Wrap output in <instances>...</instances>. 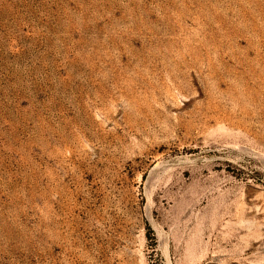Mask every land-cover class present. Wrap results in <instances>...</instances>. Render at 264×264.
Segmentation results:
<instances>
[{
	"label": "rangeland",
	"instance_id": "rangeland-1",
	"mask_svg": "<svg viewBox=\"0 0 264 264\" xmlns=\"http://www.w3.org/2000/svg\"><path fill=\"white\" fill-rule=\"evenodd\" d=\"M0 264H264V0H0Z\"/></svg>",
	"mask_w": 264,
	"mask_h": 264
}]
</instances>
